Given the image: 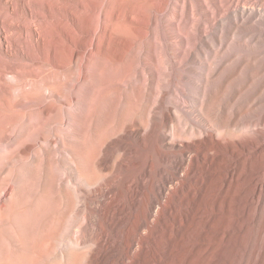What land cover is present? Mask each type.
<instances>
[{
  "label": "rangeland",
  "instance_id": "374dc122",
  "mask_svg": "<svg viewBox=\"0 0 264 264\" xmlns=\"http://www.w3.org/2000/svg\"><path fill=\"white\" fill-rule=\"evenodd\" d=\"M29 2L43 10L40 1ZM166 3L169 9L154 16L152 6L140 0H110L109 8L121 5L123 12L139 8L149 20V33L136 36L118 25L115 36L127 44L118 43L111 59L94 55L78 87L70 84V73L48 60L49 48L36 65L31 38L19 34L27 21H14L0 8L6 20L0 33V72L4 58L17 65L15 73L7 71L0 79V264H116L133 220L131 194L123 185L126 175L135 179L145 201L149 180L167 166L162 153H180L181 148L164 141L165 128L179 140L213 131L206 144L190 143L185 149L209 153L203 170L216 190L230 166L238 174L232 189L226 187L225 210L205 215L191 231L179 228L180 246L175 255H164L166 264L250 260L248 230L228 232L242 206L240 196L252 188L237 179L264 153L260 148L242 153L243 147L262 144L264 133V0ZM37 18L42 20L40 14ZM93 23L98 27L96 19ZM65 58L62 52L63 64ZM49 89L62 92V100L48 96ZM137 153L150 165L145 178L139 169L126 167ZM91 167L98 172L99 189L110 180L123 189L121 201L113 203L120 219L116 230L94 206L107 198L88 195ZM102 229L107 235L101 240ZM224 231L221 242L216 236ZM260 250L257 264H264L263 246ZM159 258L156 253L155 261Z\"/></svg>",
  "mask_w": 264,
  "mask_h": 264
},
{
  "label": "bare ground",
  "instance_id": "6f19581e",
  "mask_svg": "<svg viewBox=\"0 0 264 264\" xmlns=\"http://www.w3.org/2000/svg\"><path fill=\"white\" fill-rule=\"evenodd\" d=\"M36 1L42 3L43 10L35 9L30 5L29 0H19L18 3L13 0H0V3L3 4L0 8L4 9L14 21H18L21 18L27 21L26 28L23 25L25 29L23 28L19 34L25 33L31 38L35 55L33 59L36 60V65L44 59L46 50L49 48L47 54L48 60L50 59L51 63L63 73L65 71L67 74L70 73L73 82L69 83L73 87H76V85L78 87L79 82L84 79L87 69L95 60L94 55L111 59L112 55L115 54L114 52L118 43H121L123 46L127 44V41L118 40L115 36L114 31L118 25H122L126 30L132 31L136 36L144 37L149 33V20H145L139 8H134L133 6L127 12H123L121 5L109 8L108 4L110 0H106L105 3L101 0H88L87 2L82 0ZM140 1L142 5L149 4L152 6L154 16L158 14L162 16L167 11L165 9L169 4L166 3L167 6H165V0ZM230 1L233 2V0ZM17 4L20 5V10H17ZM37 14L42 16V20H38ZM94 19L97 20L98 27L94 26ZM5 21L4 15L1 14L0 33H4L5 31ZM62 52L67 55L68 61L66 64L60 61L61 58L59 60ZM116 58L118 59V57ZM16 68L17 65L4 58L0 79L4 78V74L7 71L16 72ZM44 90L46 91V89ZM49 95L55 96L57 100H62V92L59 90H50L48 91ZM41 98H46V94H42ZM23 99L22 101H24ZM162 110H164V107ZM164 112L166 113V111ZM155 119L156 117L153 122L156 121ZM168 122L170 121L166 119L164 123L165 127H167ZM158 125L156 126V130H158ZM138 126L142 128L143 125L139 123ZM143 127L145 128V126ZM226 130H230V126L227 124ZM147 131L150 130L148 129ZM163 131L164 141L167 142V145L181 148L180 153H162V159L167 163V166H162L159 169L156 179L151 178L149 180L151 191L150 193H146L145 201H142V193L136 185L135 179L129 180L128 175H126L123 185L128 193L131 194L129 196L131 197L130 204H132L133 208L131 213L133 220L130 229L124 234L123 244L125 248L116 264H166L164 255L168 254L172 256L178 251L177 248L180 243L179 228H184L185 232L191 231L196 226V223L201 222V219L205 218V215L225 210L226 187L227 189H232V184L238 177L235 165L230 166L226 170L224 184L216 190V187L212 186L211 180L207 181L203 170L206 156L209 153H201L199 148L195 149V153H188L189 150L185 149V146L190 145V143L191 145H196L197 143L203 145L206 138L214 136L213 131H198L195 137H190L186 140H179L173 132L167 133L166 128ZM204 143L206 144V142ZM261 143H253V147H243L242 153L248 151L251 153V150L255 148L264 150V133L261 137ZM249 156L251 155L247 157ZM132 157L135 158H131L130 160L128 158L129 161L126 167L139 169L142 172L140 174L142 175L141 178H143L147 175L150 168L148 160H144L145 157H141L139 154L137 156L132 155ZM97 175L96 169L91 167L89 183L92 189L89 190L88 195L102 194L104 198H107L102 204H99L101 201H98L99 203L94 204V206L98 210L99 215L105 219L112 229L116 230L118 229L120 219L116 216L115 212L117 210L115 212L112 210L114 209L113 203L120 200L123 189L116 187L115 184L118 182H111V180L107 187L99 189L95 181ZM238 181L243 183L250 182L252 188L247 196H240L243 203L241 208L234 212L230 224L233 231L230 229L228 233L233 232L239 235L244 228L248 230L249 238L246 251L250 255V260L246 264H257L262 252L260 250L262 246L264 252V236L263 239L261 237L262 234L264 235V153L261 154L259 159H255L254 163L247 168V173L238 178ZM146 183L148 184V182ZM143 184H141L142 187L144 186ZM117 209L120 210L119 208ZM104 230L102 229L100 233L101 240L105 233ZM223 230L225 229L223 228ZM225 236L226 232L224 231L217 234L216 237L217 240L220 239L222 242ZM156 253L160 257L158 262L155 261Z\"/></svg>",
  "mask_w": 264,
  "mask_h": 264
}]
</instances>
